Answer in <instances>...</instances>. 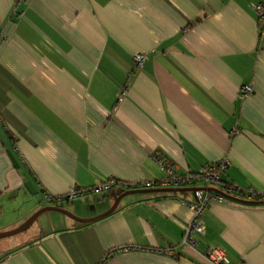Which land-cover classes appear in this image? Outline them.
Instances as JSON below:
<instances>
[{
  "label": "crops",
  "instance_id": "1",
  "mask_svg": "<svg viewBox=\"0 0 264 264\" xmlns=\"http://www.w3.org/2000/svg\"><path fill=\"white\" fill-rule=\"evenodd\" d=\"M264 0H0V264H264V204L211 202L196 248L180 244L192 191L47 202L117 177L227 159L222 179L264 192ZM143 53L140 69L132 56ZM253 92L240 98L241 87ZM125 90L121 99L117 94ZM12 153L18 165L9 156ZM31 181L29 190L26 182ZM198 186V188H201ZM153 189V188H152ZM176 245L174 255L156 251Z\"/></svg>",
  "mask_w": 264,
  "mask_h": 264
},
{
  "label": "built area",
  "instance_id": "2",
  "mask_svg": "<svg viewBox=\"0 0 264 264\" xmlns=\"http://www.w3.org/2000/svg\"><path fill=\"white\" fill-rule=\"evenodd\" d=\"M257 15L258 32L264 33V3L251 5ZM145 60L143 53H135L132 56L134 68L140 69ZM124 89L118 94L121 99ZM253 92L251 84L241 87L240 98L245 99ZM152 160L158 166L161 175L156 179H144L135 182H127L117 177H109L105 180H97L89 187H71L67 192L59 195H51L42 192V197L47 202H60L75 199L88 194L112 193L115 194L117 188L129 189H150L165 187H192L191 198H180V202L186 205L191 212V217L184 224L180 244L189 248H196L200 237L205 233L204 213L211 202H224L230 197H241L244 200L258 201L264 200V192L255 191L251 188L242 189L233 183L223 182L222 176L229 165L227 159H220L200 166L196 171L177 172L176 167L167 155L161 150H154L151 154ZM198 188V186H201ZM131 249H141L135 245H118L106 251L102 260L98 264L112 256L115 252H126ZM157 252L174 255L176 245L165 244L157 248ZM203 256L214 264H224L226 261L225 252L218 247H209L203 252Z\"/></svg>",
  "mask_w": 264,
  "mask_h": 264
},
{
  "label": "water",
  "instance_id": "3",
  "mask_svg": "<svg viewBox=\"0 0 264 264\" xmlns=\"http://www.w3.org/2000/svg\"><path fill=\"white\" fill-rule=\"evenodd\" d=\"M0 140H1V142L3 144H5L4 138H3L1 133H0ZM9 156L13 160V162L16 165H18L17 162H16V159L14 158L12 153L9 152ZM26 186L28 187L29 190H32L34 188L32 183H31V181L26 182ZM192 190H193L192 187H165V188H153V189L152 188H150V189H129V190H125V189L120 187V188H117L115 190V194H114L115 201H114V204L112 205V207L107 212L102 214L101 216H97V217H93V218H89V219L78 218V217H76L74 214H72L70 211H68L66 209H62V208H53V209L58 210L59 212H61V213L65 214V215L75 219L78 222H88V221L94 220L96 218L102 217V216L110 213L115 208V206L117 205V203L120 200V198H122L123 196L128 195V194L145 193V192H153V191H168V192H170V191H192ZM230 198H232L233 200H236V201L247 203V204H264V200H261V201H249V200H244V199H240V198H237V197H230ZM44 211L43 210H38L34 215H32L20 227L16 228L15 230H12V231L0 233V237L11 236V235H14V234L26 229L30 225V223H32L38 217V215L41 212H44Z\"/></svg>",
  "mask_w": 264,
  "mask_h": 264
},
{
  "label": "trees",
  "instance_id": "4",
  "mask_svg": "<svg viewBox=\"0 0 264 264\" xmlns=\"http://www.w3.org/2000/svg\"><path fill=\"white\" fill-rule=\"evenodd\" d=\"M223 182H226V181H224L223 180ZM226 183H228V182H226ZM237 198H240V199H243V198H241V197H237ZM231 200H233L232 198H229V200H227V201H231ZM234 201V200H233ZM258 201H261V200H258ZM225 202V201H224Z\"/></svg>",
  "mask_w": 264,
  "mask_h": 264
},
{
  "label": "rangeland",
  "instance_id": "5",
  "mask_svg": "<svg viewBox=\"0 0 264 264\" xmlns=\"http://www.w3.org/2000/svg\"><path fill=\"white\" fill-rule=\"evenodd\" d=\"M14 236V235H13Z\"/></svg>",
  "mask_w": 264,
  "mask_h": 264
}]
</instances>
